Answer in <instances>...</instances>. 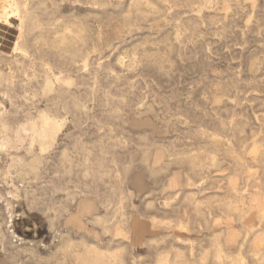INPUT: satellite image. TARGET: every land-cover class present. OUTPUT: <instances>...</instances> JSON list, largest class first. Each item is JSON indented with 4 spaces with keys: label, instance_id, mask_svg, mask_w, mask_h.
<instances>
[{
    "label": "rangeland",
    "instance_id": "obj_1",
    "mask_svg": "<svg viewBox=\"0 0 264 264\" xmlns=\"http://www.w3.org/2000/svg\"><path fill=\"white\" fill-rule=\"evenodd\" d=\"M71 1L0 26V264H264V0Z\"/></svg>",
    "mask_w": 264,
    "mask_h": 264
},
{
    "label": "bare ground",
    "instance_id": "obj_2",
    "mask_svg": "<svg viewBox=\"0 0 264 264\" xmlns=\"http://www.w3.org/2000/svg\"><path fill=\"white\" fill-rule=\"evenodd\" d=\"M66 1V0H62ZM68 2H73L71 0H67ZM167 1V0H165ZM188 6H191L193 10H195L194 7V1L196 0H185ZM202 1L203 7L211 0H199ZM93 3L99 4L101 6H110V5H115L114 2L111 0H92ZM129 2V1H128ZM197 2V1H196ZM51 4H56V0H0V26L3 22L5 23H11L10 17L13 15L17 19V25L16 27L19 28L20 30V36L16 40L15 44L13 45V53H15L17 56L18 54H24L28 55L29 50L27 48L26 44V38L24 37V32L29 29L33 28H40L42 29V25L47 21L46 19L39 17L37 15V12L34 10L37 6H41L42 8H47V6ZM148 3L157 6V3L154 0H148ZM200 7V5H198ZM202 7V6H201ZM61 14V13H60ZM62 15V14H61ZM78 20H69L66 23H63L60 25V29H58L62 32L65 33L64 36H62L60 39V42H64L67 40H76L81 43H74L73 50L77 53L82 52V48L85 46L86 42L88 39L93 40L94 43L96 42V39L94 38L97 35V30H95V26L89 25L85 21V17H81L79 15L75 16ZM169 17H167L168 19ZM58 17L51 18V22L49 24L54 26L56 24ZM170 19V18H169ZM168 19V20H169ZM171 20V19H170ZM108 21V20H107ZM109 22V21H108ZM102 29V28H101ZM56 31V30H55ZM57 32V31H56ZM55 33V32H54ZM59 33V32H58ZM60 34V33H59ZM37 35V34H36ZM39 35V33H38ZM41 36V35H40ZM39 37V36H38ZM37 38V37H36ZM42 38V37H41ZM39 39V38H38ZM34 40V39H33ZM35 41V40H34ZM40 41V40H39ZM58 41V40H57ZM83 42V43H82ZM116 42V41H115ZM121 42V41H120ZM31 43V42H30ZM65 43V42H64ZM64 43H59V44H64ZM33 44V43H31ZM37 44V43H36ZM69 44V43H68ZM111 44V43H110ZM34 45V44H33ZM68 46V45H67ZM95 46V45H93ZM34 47V46H33ZM89 47V46H88ZM71 48V47H69ZM38 49V48H37ZM40 50V49H39ZM67 51V50H66ZM62 52V51H61ZM63 53V52H62ZM61 55V54H60ZM62 56V55H61ZM63 57V56H62ZM10 60V59H9ZM18 63H22L21 59L17 60ZM117 61V60H116ZM28 65L24 64L23 68L25 70L22 71V74H25L27 77H30L31 75L27 73L26 67ZM133 71V70H132ZM37 73V71H36ZM18 74L14 73H5L2 70H0V81L5 82L7 85L13 86L16 82V78L18 77ZM30 81V79H29ZM50 82L47 80L45 83V86L48 85ZM11 92V91H10ZM28 93V92H27ZM27 96V94H24ZM35 97V96H33ZM1 104V103H0ZM44 121L49 119V116L47 114H42ZM42 119V120H43ZM37 124L35 122H32L31 124V130L37 129ZM51 129H44L42 133L50 135L52 132ZM9 140V139H8ZM10 141V140H9ZM178 183V182H177ZM178 186V184H177ZM228 209V208H227ZM89 210V209H88ZM87 210V211H88ZM195 228V226H194ZM218 237V236H217ZM251 237V236H250ZM244 245V244H243ZM228 251V250H227ZM75 254V253H74ZM80 254V253H79ZM78 255V254H77ZM181 255V254H180ZM204 256V255H203ZM261 256V255H260ZM240 259V258H238ZM189 260V259H188ZM207 260V259H206ZM163 261H169L173 262L172 258H159L158 262H163ZM82 264H91L90 261H82Z\"/></svg>",
    "mask_w": 264,
    "mask_h": 264
},
{
    "label": "crops",
    "instance_id": "obj_3",
    "mask_svg": "<svg viewBox=\"0 0 264 264\" xmlns=\"http://www.w3.org/2000/svg\"><path fill=\"white\" fill-rule=\"evenodd\" d=\"M95 39H96V36L94 37ZM178 179H180V175L178 174V173H176V174H173V176H171V178L169 179V180H174V181H176V180H178ZM170 182V181H169ZM180 182H181V180H180ZM261 196H264V195H261ZM263 200H260L259 202H258V204H256L254 207H255V209L257 210V212L259 213V214H256V216L255 217H253L252 218V222L254 223L253 225V227L254 228H256L257 226V224H259L261 221H260V219H261V217H260V214H261V212H260V209L262 208V205H263ZM262 218H264V215H263V217Z\"/></svg>",
    "mask_w": 264,
    "mask_h": 264
}]
</instances>
